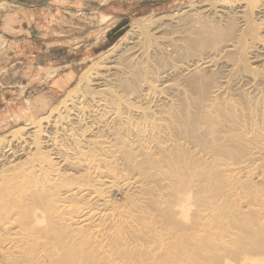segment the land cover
<instances>
[{"label": "bare ground", "instance_id": "6f19581e", "mask_svg": "<svg viewBox=\"0 0 264 264\" xmlns=\"http://www.w3.org/2000/svg\"><path fill=\"white\" fill-rule=\"evenodd\" d=\"M254 1L138 22L63 115L0 147V264H264Z\"/></svg>", "mask_w": 264, "mask_h": 264}, {"label": "rangeland", "instance_id": "374dc122", "mask_svg": "<svg viewBox=\"0 0 264 264\" xmlns=\"http://www.w3.org/2000/svg\"><path fill=\"white\" fill-rule=\"evenodd\" d=\"M235 2H237L236 5ZM253 2L255 1L0 0V11H2L3 16L9 11L11 13L5 19L0 21V147L7 145L10 141L9 139L12 138L14 134H17V138L21 137L24 132L28 134L31 129L33 130L32 127L35 126L36 123L41 122L39 124H42L47 121V119L51 120L55 115L58 117L63 115L62 112L65 113L70 107V104L75 97L78 96L77 93H80L85 85L93 84V81H89V78L91 77L90 80L94 78L93 74H95L94 76H96L97 73L99 74V72L116 57V55L124 51V46L128 42V39L139 32L136 28V25H139V23L145 28L147 26L150 27L152 23L155 22V26L149 28L150 32L151 29L154 30L156 26L160 25V23L169 22L168 25L170 26L175 24L173 23V17L180 12L188 13L187 11H193V9L195 11L197 9L195 13L193 11L188 14L193 13V17L202 15V17H205L206 19H210L211 15L213 16L214 13H216L215 15L218 18V16H221L219 9L222 7L220 8V6L224 3H226L225 5H222L223 7L225 6L224 8L229 6L231 7L230 9H234L242 4L253 5ZM212 3L213 9L209 7V4L212 6ZM32 5L36 6L34 7V10H39L34 18L30 11ZM217 5L220 6L218 7ZM204 7L207 8L204 9ZM208 9L214 11L213 14L210 13ZM163 15L169 17L164 19ZM170 16H172V18ZM202 17L201 19H203ZM197 18L200 17L198 16ZM261 19H257L256 17V22L258 21L257 23H259V20ZM262 23L264 25V21H262ZM263 25L261 26L263 27ZM166 26L167 25H165V27ZM168 27L169 26L166 27L167 30L172 28V26L170 28ZM262 27L259 31L264 35V32L262 33L264 28ZM134 28H136V33H134ZM145 29L146 31L148 30L147 28ZM172 29L171 32L174 30ZM170 33L168 32V34ZM159 34H155V36L157 35V39L167 37L165 34ZM36 35H39L40 37L43 36L45 37L43 39H49L50 42L57 40L56 38L59 35L60 41L63 38L65 40H70V42H66L67 46H65L63 52L60 51L59 55L54 53L55 57L53 59H39V61H34L33 64L31 60L26 58V52H29L30 50L28 41H31ZM6 38H10L13 41H7ZM79 43L82 45L75 50L76 54L65 50L68 46L71 48ZM48 44V41L43 45L36 41L33 44L34 50L40 51L41 53V51L47 49ZM120 49L123 50L120 52ZM51 52L52 51L48 53L51 54ZM219 59H217L218 62H216L215 66H204L202 68L205 77L208 76L210 70L218 71V73H220L226 72L227 68L229 69V67L224 64L226 61H224L223 58L222 60L224 62ZM63 60H65L67 64L70 62L71 64L62 67L59 70L54 68L37 67L39 64L38 62H40V64H52V62H61ZM256 62L259 61H254L255 64H257ZM103 64H105V66ZM195 65L198 66L197 63ZM257 66L258 69L264 67L261 62H259V65L257 64ZM214 67L217 68L215 69ZM98 69L100 70L98 71ZM222 76H224V73H222ZM241 85L242 83L239 86ZM236 86L238 87V85ZM244 86L246 88V85L243 83L241 89ZM245 88H243L244 90L242 89L243 92L245 91V93H248L247 91H249V89L245 90ZM71 93H74V95ZM64 99L65 101H69L65 102ZM19 129H22V131L18 132ZM6 136L9 138L7 139ZM21 160H24V158H21ZM0 162L3 163V166L6 164L3 160H0Z\"/></svg>", "mask_w": 264, "mask_h": 264}, {"label": "crops", "instance_id": "0c3cea01", "mask_svg": "<svg viewBox=\"0 0 264 264\" xmlns=\"http://www.w3.org/2000/svg\"><path fill=\"white\" fill-rule=\"evenodd\" d=\"M32 8H30V11H31V13H32V15H33V18H34V16H35V14H37V12L39 11L38 9H36V10H34L35 8L34 7H36V6H31ZM27 11H29V10H27ZM42 11V10H41ZM11 13H10V11L9 12H7L6 13V15L5 16H3V13H2V11H0V21L1 20H3V19H5L7 16H9ZM30 25V24H29ZM15 26V25H14ZM43 38H45V37H40L39 35H36V36H34L32 39H31V41H28L29 42V46H30V50H29V52H26L27 53V55H26V58L27 59H29V60H31L32 61V63L34 64V61H39V59H53L54 57H55V55H54V53L56 54V55H59V53H60V51H64V48H65V46H67V41L68 42H70V40H65V39H61V41H60V37H59V35H58V37L56 38L57 40H55L54 42H50L49 41V39H43ZM6 40L7 41H13V40H11L10 38H6ZM38 42V43H41L42 45L43 44H45L46 43V41H48V46H47V49L45 50V51H41V53H40V51H35L34 50V46H33V44L35 43V42ZM73 42H75V41H73ZM82 44L81 43H79L78 45H74L73 47H71V48H69V46H68V48L67 49H65V50H67L68 52H71V53H73V54H76V49L78 48V47H80ZM50 51H52L51 52V54H49L48 52H50ZM43 52V53H42ZM39 64L37 65V67H43V68H54V69H60V68H62V67H65L66 65H69V64H71V62L70 63H66L65 62V60H63V61H57V62H52V64H40V62H38Z\"/></svg>", "mask_w": 264, "mask_h": 264}]
</instances>
